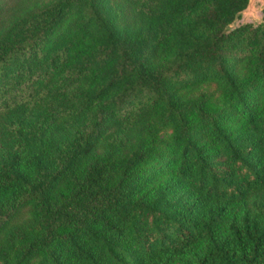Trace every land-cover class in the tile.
<instances>
[{
  "label": "trees",
  "instance_id": "trees-1",
  "mask_svg": "<svg viewBox=\"0 0 264 264\" xmlns=\"http://www.w3.org/2000/svg\"><path fill=\"white\" fill-rule=\"evenodd\" d=\"M246 4L0 0L1 263L264 264V21L225 32Z\"/></svg>",
  "mask_w": 264,
  "mask_h": 264
},
{
  "label": "rangeland",
  "instance_id": "rangeland-1",
  "mask_svg": "<svg viewBox=\"0 0 264 264\" xmlns=\"http://www.w3.org/2000/svg\"><path fill=\"white\" fill-rule=\"evenodd\" d=\"M42 1H46V0H42ZM256 10L257 12H260V14L258 18L255 17L254 22L244 23V24L239 22V26L236 29H238L241 26H245V25H251L253 27H257L260 24H262L264 21V5H262L260 2H256ZM234 18L229 24H231L234 21ZM229 24L225 28L226 33L232 32V30L229 27ZM199 91L208 92L210 94L208 102H209V107H211L212 109H215L224 103V100L221 98V94H220L221 92L218 86H216V84L213 82H207L205 84H202L197 89L193 88L192 90H190L189 95L196 96ZM172 134H173L172 128L162 129L159 132H157L155 136V142H152L154 144V148L162 147L165 143L171 142V138L173 136ZM92 160L93 158H90L87 162L84 163L83 166H81V168L77 171L75 175H73L71 178L66 180L63 186L59 188L57 192V196L55 197V202H59L62 196L68 195L69 193L68 190L72 189L77 184L79 177L81 176V171L84 170L85 165L89 162H92ZM36 230H39V229H36ZM15 258L16 257L12 255L10 259L11 264H14ZM33 262L34 260L31 263ZM0 264H3V263L0 262Z\"/></svg>",
  "mask_w": 264,
  "mask_h": 264
},
{
  "label": "water",
  "instance_id": "water-1",
  "mask_svg": "<svg viewBox=\"0 0 264 264\" xmlns=\"http://www.w3.org/2000/svg\"><path fill=\"white\" fill-rule=\"evenodd\" d=\"M256 2H260L262 5H264V0H247L245 8L237 12L234 16V21L229 24V27L232 31L236 30V28L239 26V22L243 24L250 23L255 21V17H259L260 12H257L256 10Z\"/></svg>",
  "mask_w": 264,
  "mask_h": 264
}]
</instances>
